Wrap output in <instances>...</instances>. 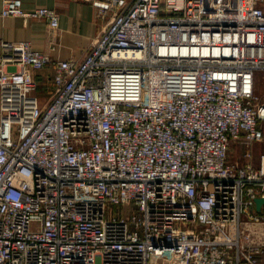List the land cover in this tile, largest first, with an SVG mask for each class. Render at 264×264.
I'll return each mask as SVG.
<instances>
[{
  "label": "built area",
  "instance_id": "built-area-1",
  "mask_svg": "<svg viewBox=\"0 0 264 264\" xmlns=\"http://www.w3.org/2000/svg\"><path fill=\"white\" fill-rule=\"evenodd\" d=\"M96 10L82 59L0 40V264H262L264 0L225 17L204 0ZM1 17L61 23L22 0Z\"/></svg>",
  "mask_w": 264,
  "mask_h": 264
},
{
  "label": "crops",
  "instance_id": "crops-1",
  "mask_svg": "<svg viewBox=\"0 0 264 264\" xmlns=\"http://www.w3.org/2000/svg\"><path fill=\"white\" fill-rule=\"evenodd\" d=\"M96 1L98 0H22L24 9L27 11L50 8L60 14V29L54 34L46 20H24L20 17L2 18L3 0H0V40L5 42H30L34 50L50 55L52 60L56 62L72 58L82 59L105 25V22L97 17ZM121 1L129 6L135 0ZM239 1H243V3L234 4L233 8L236 10L245 8L250 3V0ZM207 2L208 0H205V3ZM1 57L2 51L0 50V59ZM54 71V67L49 66L34 73L39 85L38 94L43 102L47 101L48 96L54 90ZM41 89H43L42 92ZM241 149L240 160L233 158V162L244 164L248 160L244 158L245 147L241 146ZM262 154H264V150L261 143H254L252 158L249 162L254 166H258Z\"/></svg>",
  "mask_w": 264,
  "mask_h": 264
},
{
  "label": "rangeland",
  "instance_id": "rangeland-1",
  "mask_svg": "<svg viewBox=\"0 0 264 264\" xmlns=\"http://www.w3.org/2000/svg\"><path fill=\"white\" fill-rule=\"evenodd\" d=\"M241 3H243V1H239V0H208V2L205 3L204 0V5L210 13L214 14L215 16H224V17L225 15L234 14L236 9L233 8V5L234 4L237 5ZM40 91L42 92L43 89H41ZM256 93L259 96L260 101L264 102V72L257 77ZM261 145L263 146V150H264V142H262ZM241 151L242 149L241 146L239 145H236L232 148V151L230 153V157H231L230 159L232 162H233V158L234 159L238 158V160H240ZM257 229L264 232V225L258 226ZM263 243H264V236H263ZM263 264H264V256H263Z\"/></svg>",
  "mask_w": 264,
  "mask_h": 264
},
{
  "label": "water",
  "instance_id": "water-1",
  "mask_svg": "<svg viewBox=\"0 0 264 264\" xmlns=\"http://www.w3.org/2000/svg\"><path fill=\"white\" fill-rule=\"evenodd\" d=\"M255 202V211L258 214H263L264 213V197H256L254 199Z\"/></svg>",
  "mask_w": 264,
  "mask_h": 264
},
{
  "label": "trees",
  "instance_id": "trees-1",
  "mask_svg": "<svg viewBox=\"0 0 264 264\" xmlns=\"http://www.w3.org/2000/svg\"><path fill=\"white\" fill-rule=\"evenodd\" d=\"M261 262H262V264H263V257L261 258Z\"/></svg>",
  "mask_w": 264,
  "mask_h": 264
}]
</instances>
